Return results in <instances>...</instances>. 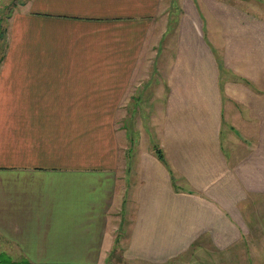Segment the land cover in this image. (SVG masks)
Wrapping results in <instances>:
<instances>
[{
    "label": "crops",
    "instance_id": "1",
    "mask_svg": "<svg viewBox=\"0 0 264 264\" xmlns=\"http://www.w3.org/2000/svg\"><path fill=\"white\" fill-rule=\"evenodd\" d=\"M262 1L26 0L8 15L0 264H220L245 239L264 264Z\"/></svg>",
    "mask_w": 264,
    "mask_h": 264
},
{
    "label": "rangeland",
    "instance_id": "2",
    "mask_svg": "<svg viewBox=\"0 0 264 264\" xmlns=\"http://www.w3.org/2000/svg\"><path fill=\"white\" fill-rule=\"evenodd\" d=\"M26 0H2L0 1V57L2 55V52L4 53L5 47H4V36H3V32H5V28L8 25V15H10L13 11L17 10L20 5L22 4V2H24ZM262 5L257 3V7L260 8V10L262 12H264V3L263 1L261 2ZM261 16L263 17V14L260 13ZM2 36V37H1ZM148 83V82H147ZM155 83L154 81V77H152V81L151 84ZM146 94V92H145ZM145 94L143 95V98L141 100L140 103L136 102L134 104H132V109L131 112L134 113H129L127 120L125 122V127L126 130L128 131V133L130 134V137H134L136 139V133H138V135L140 134L141 131L136 130L135 129V120L140 118V120L142 121V127L145 130V126H146V117H145V110H144V104L146 103V99L147 97H144ZM137 105V106H136ZM140 111V112H139ZM150 116V115H149ZM149 121V120H148ZM132 130V132H130ZM141 130V129H140ZM129 136V135H128ZM230 152V150H229ZM228 151H226V154L232 158L231 154ZM132 196L128 194L127 197V201H126V206L128 207L129 203L131 202ZM256 205H258L257 207V213H259L260 215V225L263 227V223H264V202L262 203H256ZM129 215V214H128ZM124 222H122L121 227L125 228L127 226V220H123ZM264 228V227H263ZM243 244H239L237 247H234L230 250V252L222 254L221 255V259H220V264H255L254 259H252V257H250L249 255L251 254V251L253 250V248L250 245V242L248 241V239H245L243 242ZM119 243H116V246L118 247ZM256 245V244H254ZM257 248L260 249H264V243L260 242L259 244L256 245ZM120 257H119V253H115L112 254L111 260H110V264L112 262V264H116L120 261ZM204 263L203 264H217V262H215V259L211 258H205V260H203ZM0 262H7L6 259H1ZM114 262V263H113ZM192 264V262H190Z\"/></svg>",
    "mask_w": 264,
    "mask_h": 264
},
{
    "label": "trees",
    "instance_id": "3",
    "mask_svg": "<svg viewBox=\"0 0 264 264\" xmlns=\"http://www.w3.org/2000/svg\"><path fill=\"white\" fill-rule=\"evenodd\" d=\"M154 151H155V154L158 157V159L164 160V155H163V153H162V151L160 149L155 147Z\"/></svg>",
    "mask_w": 264,
    "mask_h": 264
}]
</instances>
